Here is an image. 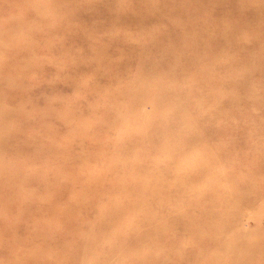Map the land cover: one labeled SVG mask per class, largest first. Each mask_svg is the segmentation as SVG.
<instances>
[{
  "label": "rangeland",
  "instance_id": "374dc122",
  "mask_svg": "<svg viewBox=\"0 0 264 264\" xmlns=\"http://www.w3.org/2000/svg\"><path fill=\"white\" fill-rule=\"evenodd\" d=\"M0 264H264V0H0Z\"/></svg>",
  "mask_w": 264,
  "mask_h": 264
}]
</instances>
